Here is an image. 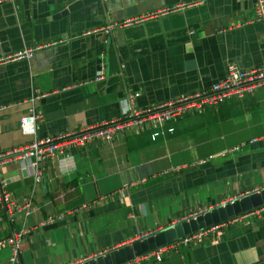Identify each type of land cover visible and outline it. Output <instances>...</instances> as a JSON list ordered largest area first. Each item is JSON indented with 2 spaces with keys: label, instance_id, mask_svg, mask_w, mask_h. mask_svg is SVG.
<instances>
[{
  "label": "crops",
  "instance_id": "obj_1",
  "mask_svg": "<svg viewBox=\"0 0 264 264\" xmlns=\"http://www.w3.org/2000/svg\"><path fill=\"white\" fill-rule=\"evenodd\" d=\"M72 1L0 5V56L61 41L0 65V151L32 139L19 118L33 93H46L33 103L36 136L46 137L119 116L134 93L147 107L210 87L227 63L264 66L255 0H97L54 19ZM148 13L109 34L82 35ZM166 124L172 132L155 140L145 128L73 147L44 162L39 181L26 163L4 166L5 190L30 203L27 215L0 223V238L26 229L21 264H78L264 188V88ZM8 252L0 246V264ZM126 264H264V206L200 243L166 244Z\"/></svg>",
  "mask_w": 264,
  "mask_h": 264
},
{
  "label": "built area",
  "instance_id": "obj_2",
  "mask_svg": "<svg viewBox=\"0 0 264 264\" xmlns=\"http://www.w3.org/2000/svg\"><path fill=\"white\" fill-rule=\"evenodd\" d=\"M14 1L0 0V5L3 3H13ZM178 8L179 6L171 9H163L159 13H168ZM254 12L255 20L264 23V0H255ZM154 15L155 13H148L144 16L131 17L120 22L88 29L82 35L86 36L100 32L109 34L115 28L130 26L151 18ZM60 42V40H55L36 43L32 47L2 55L0 56V65L31 59L36 51L50 48ZM257 88H264V66L242 69L235 63H227L224 78L213 83L206 89L186 93L147 107H137L135 105V98L139 94L134 93L133 95H128V107L121 115L93 125L67 129L56 135L46 137L36 136L37 124L41 119V115L33 105L35 100L44 97L46 93H33L30 98V102L32 103L31 108L19 118L20 131L24 135L31 136L32 139L19 146L0 151V172L6 165L26 163L31 169L35 181H39L42 176L43 163L53 161L57 155L68 154L73 147L86 146L95 141L111 142L121 134L136 133L145 128L153 129L151 138L155 140L157 137L163 136L166 132H172L173 129L171 127L165 128L167 122L182 117L191 111H200L204 107L217 106L231 98H241ZM5 186L6 183L0 176V223L4 222L5 219L12 220L18 212H23L27 215L30 209L29 202L22 204L15 202L5 190ZM215 207H206L203 211L191 217L210 211ZM48 219L52 220L53 218L49 217ZM220 227L221 224L212 225L184 236L174 242V244L176 247H188L191 244L200 243L204 238L215 234ZM24 234H26V229L21 228L19 231H12L10 234L0 238V246H7L9 251L6 264H21V241ZM107 252L108 250L100 251L89 259L102 256ZM86 260L88 259L83 261Z\"/></svg>",
  "mask_w": 264,
  "mask_h": 264
},
{
  "label": "water",
  "instance_id": "obj_3",
  "mask_svg": "<svg viewBox=\"0 0 264 264\" xmlns=\"http://www.w3.org/2000/svg\"><path fill=\"white\" fill-rule=\"evenodd\" d=\"M97 0H74L65 9L54 14V19L67 16L84 6ZM264 206V188L240 198L233 199L207 211L190 217L173 226L167 227L144 238L132 241L130 244L108 251L102 256L88 259L78 264H125L136 257H140L166 244L176 242L178 239L194 232L208 228L212 225L224 223L230 219L250 213Z\"/></svg>",
  "mask_w": 264,
  "mask_h": 264
}]
</instances>
